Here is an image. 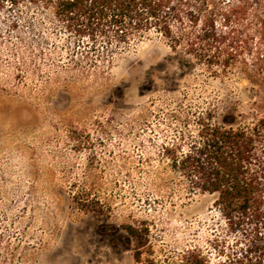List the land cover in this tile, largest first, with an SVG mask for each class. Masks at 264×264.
Here are the masks:
<instances>
[{
	"label": "rangeland",
	"instance_id": "obj_1",
	"mask_svg": "<svg viewBox=\"0 0 264 264\" xmlns=\"http://www.w3.org/2000/svg\"><path fill=\"white\" fill-rule=\"evenodd\" d=\"M101 47L48 9L0 0V264H186L190 250L214 264L213 197L188 192L162 147L249 110L253 87L153 31ZM124 224L145 233L138 258Z\"/></svg>",
	"mask_w": 264,
	"mask_h": 264
},
{
	"label": "trees",
	"instance_id": "obj_2",
	"mask_svg": "<svg viewBox=\"0 0 264 264\" xmlns=\"http://www.w3.org/2000/svg\"><path fill=\"white\" fill-rule=\"evenodd\" d=\"M23 1L50 10L77 40L101 45L100 56L153 31L209 67L236 69L253 87L249 110L229 115L226 124L201 118L182 142L162 149L188 192L213 197L225 233L214 245V264H264V0H222L218 6L207 0L199 6L197 0ZM73 199L82 209L101 211L92 199ZM123 228L138 258L145 233L132 224ZM185 257L186 264H210L204 250Z\"/></svg>",
	"mask_w": 264,
	"mask_h": 264
}]
</instances>
